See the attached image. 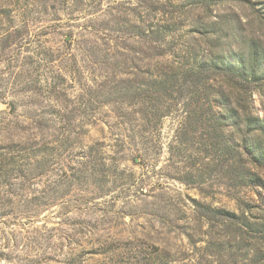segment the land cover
<instances>
[{
	"label": "rangeland",
	"instance_id": "1",
	"mask_svg": "<svg viewBox=\"0 0 264 264\" xmlns=\"http://www.w3.org/2000/svg\"><path fill=\"white\" fill-rule=\"evenodd\" d=\"M150 24L167 27L177 59L264 62V0H0V123L9 125L0 146L34 120L51 126L33 132L37 141L59 145L47 176L0 212V264H146L139 251L154 248L176 264H264L254 231L264 189L233 182L229 157L203 136L181 135L170 149L182 112L161 118L143 87L163 63L144 35ZM263 77L250 101L262 118ZM80 143L104 144L110 183L81 185L61 171L68 156L78 162ZM257 173L264 180V165Z\"/></svg>",
	"mask_w": 264,
	"mask_h": 264
},
{
	"label": "trees",
	"instance_id": "2",
	"mask_svg": "<svg viewBox=\"0 0 264 264\" xmlns=\"http://www.w3.org/2000/svg\"><path fill=\"white\" fill-rule=\"evenodd\" d=\"M167 31L165 26L157 29L156 25L150 24L144 33L151 41L150 49L160 50L157 55L163 63L157 76L149 73V79L143 87L146 91L156 93V98L151 101L161 103V118L165 119L178 107L181 108V122L170 149L182 142L179 140L181 135L191 133L193 136H203L209 141L210 148L216 155L220 153L229 157L228 169L234 175L233 182L240 187L254 185L264 189V180L257 173L264 165V144L258 137H264V118L254 114L250 102L257 84L261 82L260 77L264 76V62H260L256 56L247 61L244 55L227 60L220 55L213 58L211 54L204 55L200 60L197 57L189 60L187 56L182 58L179 54L181 61L175 56L177 48L167 42ZM155 44L161 46H152ZM262 48L263 46L258 45V50ZM171 56L172 60L169 59ZM260 86L263 87L264 84L261 83ZM152 106L156 107V104ZM15 110V105L12 104L10 111ZM0 124V130L3 131L9 126L6 120ZM227 127H232L233 131H226ZM17 128L19 132L13 136L14 140L10 137L8 145L0 146V212L6 213L15 210L14 197L20 189L29 190L31 185H38L37 181L47 176L50 150L59 147L58 144L50 146L43 136L39 138L41 142H38L37 134L33 133L49 131L51 126L46 120H34L27 127L18 125ZM63 129L64 127H60L56 130L57 137L50 135L56 138L52 143L61 141L59 139ZM236 135H239L238 141L241 144L235 142ZM62 136L64 137V133ZM232 141L235 142L237 150ZM78 150V162H74L72 155L68 156L73 162L67 160L61 171L66 175L73 174V178L81 185L100 187L103 182L110 183L113 176L108 173L110 157L104 144L85 146L80 143ZM99 175H104L103 181L99 180ZM210 211L227 221L238 219L241 225L245 224L241 222L246 219L244 215L236 218L235 214L230 215L229 212ZM254 227L256 233L264 236L263 222L255 224ZM139 253L146 264H176V260L169 259L170 253H163L159 248H154L152 252Z\"/></svg>",
	"mask_w": 264,
	"mask_h": 264
}]
</instances>
